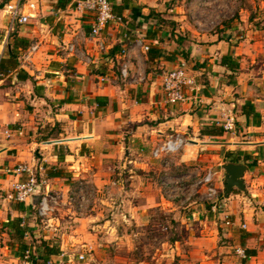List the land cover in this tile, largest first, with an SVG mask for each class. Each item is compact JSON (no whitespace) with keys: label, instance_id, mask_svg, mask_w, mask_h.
Returning a JSON list of instances; mask_svg holds the SVG:
<instances>
[{"label":"crops","instance_id":"crops-1","mask_svg":"<svg viewBox=\"0 0 264 264\" xmlns=\"http://www.w3.org/2000/svg\"><path fill=\"white\" fill-rule=\"evenodd\" d=\"M37 1L40 8L36 18L20 25L18 34L27 37L30 44L37 45L33 53V68L40 76L38 79L30 76L35 80L33 83L12 78L15 85L13 89L1 88L4 79L0 82V149H4L0 151V264L6 263V254L20 259L15 242L10 239L8 230L2 228L4 222L18 216L26 218L28 234L25 240L34 245L32 249L42 240H47L48 245L56 243L59 253L50 257L51 264H57L63 256L67 258L70 242L74 245V241L90 238V232L84 234L81 228L84 219L73 210L74 206L71 205L73 209H69L67 203L69 190L79 179L99 187L106 183L114 171L120 173L132 164L139 168L138 172L150 177H155L158 170H163L162 177L165 175L166 179L159 180L158 185L132 183L138 185L135 203L127 198L126 190L121 189L125 196H122L124 205L119 215L125 222L134 220L137 224H150L153 228L157 219L154 214L158 211L176 219L172 214L174 196L181 194L184 196L183 201H188L194 178L200 175V170L206 172L212 170L214 165L221 166L229 162L227 157L219 161V157L227 151L238 159L232 163L246 166L242 179L247 194L233 188L228 197L223 199L227 222L220 212L213 216L220 220L218 226L228 237L239 235L238 229L243 224L252 228L249 230L264 231V70L246 69L243 64L246 59L253 63L261 57L256 52L261 42L257 31L250 30L253 40L250 31L247 34L249 40L244 38L246 34L237 36L230 29H225L220 36L216 33L202 34L199 44L190 43L184 47L180 43L163 45L157 40L161 35L158 29L155 30V20L148 15V9L156 6L153 3L155 0H123L121 14L124 23H111L103 33L112 55V60L105 62L106 67L118 73L119 60L115 54L125 32L130 37L143 36L146 43L160 49V56L150 59L148 53L138 49L130 52L133 68L141 67L146 74V80L139 85L132 86L124 80L100 84L96 81L98 70L78 63L75 57L66 55L62 50V42L70 38L79 25L86 27L87 24L73 11L77 0H68L64 7L60 6V2L65 0ZM114 3L119 5L122 1L114 0ZM34 21L38 25L32 24ZM5 24L6 18L0 8V27L3 28ZM154 30L155 33L152 32ZM88 47L89 52L98 58L94 43L89 42ZM0 48L2 55L1 44ZM225 55L237 63L235 71L220 64L221 57ZM181 61L187 64L200 90L184 102L167 103L158 75L162 68L175 67ZM64 66L75 69L78 74L63 73ZM20 94L34 107L22 109L24 101L16 100ZM245 103L252 105V113L247 112L250 108L247 106L244 107L246 114L243 113ZM223 106L233 107L235 131H224L216 136L201 135L200 130L206 126H220L217 122L221 120ZM6 129L12 132L10 137L4 134ZM16 129H22L24 134L18 135ZM174 132L181 133L188 142L176 153L153 157L152 149ZM50 140L59 141L49 143ZM129 146H134L135 150ZM18 162L36 163L45 168L49 189L56 195V208L60 211L51 222L42 221L29 213V208L19 211L15 208V202L5 197L16 179L13 167ZM158 163L161 169H158ZM190 165L197 166L193 179L180 177L183 172L178 176L172 174L177 170L188 169ZM216 174L220 180L217 185H223L224 178L221 176L220 179V172ZM164 185H168L167 190ZM184 185H190L191 191L186 192ZM37 199L33 197L25 205L34 208ZM95 202L93 200L91 210L97 205ZM208 206L214 212L210 203ZM69 213L73 225L71 231L67 232L65 223ZM192 214L205 227L212 222H204L200 210ZM38 219L43 223H39ZM178 219L181 223L191 224L190 213L179 215ZM76 221L78 223L74 224ZM255 221H258V226L253 223ZM186 227L192 230L191 226ZM214 227L212 224L210 228ZM144 230L141 228V231ZM108 232L112 237L116 233L114 228H109ZM137 234L140 232L133 233ZM115 237L118 244L126 242L123 241L124 235L118 233ZM38 262L39 259L32 260V264Z\"/></svg>","mask_w":264,"mask_h":264},{"label":"rangeland","instance_id":"rangeland-1","mask_svg":"<svg viewBox=\"0 0 264 264\" xmlns=\"http://www.w3.org/2000/svg\"><path fill=\"white\" fill-rule=\"evenodd\" d=\"M5 1L0 0V8H2ZM153 3H156L155 8L153 7L156 9L155 13H158L157 9H161L158 14L165 21L162 27L158 29L161 37L157 38L163 45L180 43L184 47L190 43L199 44V37L202 34L216 33L220 36L223 35L225 29H230L237 36L246 34L244 38L249 39L251 36L253 40V33L250 31L253 30L257 31L256 33L261 38V42L256 47L257 55L261 57L253 63L246 59L243 63L244 68L264 70V0H155ZM32 24H37V22L34 21ZM237 26H240V28L238 29ZM18 27L19 25L12 31L13 35L10 40L14 35H19ZM2 31L3 28L0 27V39L2 38ZM248 33L250 36L247 35ZM18 61L20 62V58ZM44 74L46 73L44 72ZM12 78H19L16 71L3 77L1 88L12 87L13 89L15 85L12 83ZM20 80L23 81V79ZM24 81L27 83L35 82L32 77L24 79ZM16 100L24 101L22 109L30 110L34 107L28 103V99L22 94ZM0 136H2L1 133ZM129 148L135 150L134 146H129ZM219 158V161L226 160L225 155ZM134 165L124 168V172L114 171L105 184L95 187L97 192L94 200L97 205L95 208L93 207V210H91L92 205H94L92 202L86 210L77 213L73 209V205L67 200V203H69L68 208L73 207L72 209L84 219V223H81V228L85 231L84 234H88V232L91 234L90 238L86 236L87 238L80 241H74V245H71V242L69 243V254H72L71 256L77 251H86V259L80 264H264V231L249 230L252 228L245 226V228L240 227L238 229L239 235L226 236L225 231L218 226L220 220L216 218L217 216H213L218 215V213L210 211L207 201L201 199L198 194H193L188 201H183L184 196L181 194L175 195L172 199V206H175L172 214L178 219L179 215L190 213L191 224L181 223L179 219L176 220L172 218V215L165 214L162 211L154 214L157 219L153 228L150 227V224L147 226L146 224H137L134 220L131 223L125 222L119 215V210L124 205L122 200L125 196L121 189H125L127 198L135 203L138 198L136 196L138 185L134 184L147 185V183H152L158 185L159 180L166 179L165 175L162 177L163 170H158L159 173L155 177H150L138 172L139 168ZM157 167L161 169L160 163ZM195 169H197L196 165H190L188 169L177 170L172 174L178 176L183 172L182 175H179L180 177L193 179ZM212 170L220 172L218 174L220 179L221 176L224 178L221 166L214 165ZM204 172L205 170H200L199 173L202 175ZM83 181L86 182V180ZM219 181L216 174V184ZM133 182L135 183L132 184ZM106 185H110L108 189H105ZM217 186H221L224 192L223 185ZM164 187L165 190L168 189V185H164ZM184 187L186 192L191 191L190 185H184ZM48 193L54 195L49 186ZM225 208L226 206H223L222 211L227 214ZM199 210L203 215L202 220L204 222L209 223L212 221L210 224L206 223L208 227H205L204 223H200V219H194L195 214L192 213ZM59 213L60 211L56 208L53 213L43 219L37 215L36 217L42 221L50 220L51 222ZM89 215L93 217L91 218ZM39 219L38 222L43 223ZM71 219V213H69L68 221L65 223L67 232L72 229L73 222H71ZM253 223L258 226V221ZM212 224L216 227L210 228ZM186 225L191 226L192 230ZM109 228H114V232H116L113 233V237L108 232ZM141 228L146 230L141 231ZM136 231L140 234L133 235ZM118 233L124 235L123 241L126 242L117 243L118 240L115 236ZM237 247L244 250L246 248L255 249L256 254L243 258L237 254ZM5 260V264H24L23 259H17L11 255L9 256V254L5 255Z\"/></svg>","mask_w":264,"mask_h":264},{"label":"built area","instance_id":"built-area-1","mask_svg":"<svg viewBox=\"0 0 264 264\" xmlns=\"http://www.w3.org/2000/svg\"><path fill=\"white\" fill-rule=\"evenodd\" d=\"M40 3L37 0H6L2 5L3 13L6 18V24L3 27L0 43L2 51L7 47L10 38L13 35L12 31L17 25H25L30 19L36 18L37 11L40 8ZM60 10V9H59ZM73 11L83 18L87 24L86 29L82 24L68 38L62 42V50L68 56H73L78 63L84 64L87 67L98 70L96 81L100 84H114L119 80H124L132 86L139 85L146 80V74L141 67L133 68L130 62V52L138 49L142 53H147L151 47L143 36L130 37L128 32H125L120 40V46L115 54L118 58V73H113L108 69L105 62L112 60L110 48L104 38V31L111 23L123 24L124 18L116 14L110 0H77ZM93 42L98 58L94 57L89 52L88 43ZM37 50L36 44H29L18 57L20 58L19 69L29 73L35 79L39 78L38 71L33 68V53ZM0 53V58H1ZM63 73L76 74L78 71L70 69L66 66L62 68ZM78 74V73H77ZM4 75L0 73V82ZM164 101L167 103H180L195 96L200 86L195 81V77L189 73L185 61H181L177 66L172 68H162L158 75ZM221 120L217 122L225 132H233L236 129V117L233 107L223 106L221 108ZM18 135L24 134L22 129H16ZM7 137H10L12 132L9 129L4 131ZM187 139L179 132H174L168 135L167 139L156 146L151 151V155L159 158L162 155H168L178 152L187 143ZM13 173L16 179L11 183L9 192L5 195L7 199L14 202L27 203L33 197L38 199L35 204L36 215L40 218H45L53 213L58 205L57 197L48 193L49 177L43 165L28 162H18L13 167ZM216 172L207 170L204 174L195 177L192 185L193 194H198L199 197L210 203L211 209L214 212L222 213L224 220H228V215L223 208V191L215 182ZM178 182H176L177 184ZM166 184V183H165ZM114 186V185H113ZM181 190V186H179ZM97 190L95 187L87 184L83 179H79L76 185L69 190L67 200L74 206L77 212H83L91 205L96 197ZM245 227V224L242 225ZM25 232L24 237H27ZM236 252L239 256L245 258V250L237 247ZM30 251L27 249L24 253L23 263L30 264ZM86 259V251L76 252L73 256L67 255L61 257L57 264H80ZM48 263H53L49 261Z\"/></svg>","mask_w":264,"mask_h":264},{"label":"trees","instance_id":"trees-1","mask_svg":"<svg viewBox=\"0 0 264 264\" xmlns=\"http://www.w3.org/2000/svg\"><path fill=\"white\" fill-rule=\"evenodd\" d=\"M121 4H115L114 0H111V5L113 11L122 16V10L124 9L123 0H121ZM68 2V0H65L64 2H60V6L64 7L65 4ZM155 9L153 7H150L148 9V15L149 17L153 18L155 20V30L162 27V24L165 22L164 19L158 14L155 13ZM152 31L155 33L156 31ZM30 44V40L22 35H14L12 39L10 40L9 44L5 48V53L2 54L0 58V73H2L4 76L8 75L9 73H12L13 71L17 72V75L20 79H27L30 78L29 75L22 69H19V61L18 57L20 54L25 50ZM150 59H155L160 56V49L158 47H150L149 51L147 52ZM220 64L225 65L230 71H235L237 68V63L232 61L229 55L222 56L220 59ZM250 107L248 108L247 112L252 113V105L250 103H245L243 105V113L246 114L244 107ZM255 114V113H253ZM224 130L221 126H206L200 130L201 135H221L223 134ZM232 153L230 151H227L225 153V156L227 157V160L229 162H237V158L235 156L233 157L231 155ZM49 174V173H48ZM15 208L19 211H25L27 208H29V213H32L36 215V208H32L30 205H25L23 202H15ZM28 213V212H27ZM26 218L22 216H18L16 218L8 219L6 222L3 223L2 228H6L8 230L10 239L13 240L16 244L17 248V256L20 259L24 258L25 250H29V259L31 261L30 264H32L33 259H39L38 264H51L48 263L51 259L50 257L52 255H57L59 253L58 248L56 246V243H52L51 245H48L47 240H42L37 246H35V249L33 248V244L27 242L25 240V232L27 230L26 228ZM246 257L254 256L256 254L255 249H245Z\"/></svg>","mask_w":264,"mask_h":264},{"label":"water","instance_id":"water-1","mask_svg":"<svg viewBox=\"0 0 264 264\" xmlns=\"http://www.w3.org/2000/svg\"><path fill=\"white\" fill-rule=\"evenodd\" d=\"M59 140H50L49 143H54ZM4 149H0L2 151ZM224 172L223 179V196L228 197L229 193L233 188L241 191L243 194H247V189L245 187L244 180L242 176L246 171V166L240 163L227 162L221 165Z\"/></svg>","mask_w":264,"mask_h":264}]
</instances>
